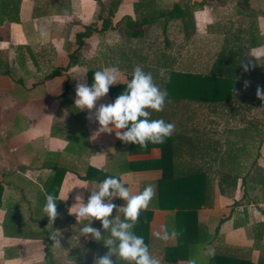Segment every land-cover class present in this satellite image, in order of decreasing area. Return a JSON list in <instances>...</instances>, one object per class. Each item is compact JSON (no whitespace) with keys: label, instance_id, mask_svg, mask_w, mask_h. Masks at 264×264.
Wrapping results in <instances>:
<instances>
[{"label":"crops","instance_id":"0c3cea01","mask_svg":"<svg viewBox=\"0 0 264 264\" xmlns=\"http://www.w3.org/2000/svg\"><path fill=\"white\" fill-rule=\"evenodd\" d=\"M17 4L18 22L0 12V264H75L67 259L68 250L92 240L80 234L88 221L77 223L69 214L76 196L87 203L99 180L107 177L122 179L133 193L148 185L157 191L162 174L156 165L162 154L159 146L141 150L122 142L115 132L94 137L98 122L94 116L89 119L87 109L74 106L76 85L87 83V69L119 67L118 85L129 81L136 66L147 67L165 89L161 69L167 76L171 71L205 74L224 47L242 49L247 61L251 50L264 51V44H254L253 39L264 36V0ZM41 29L47 31L46 39ZM85 30L80 43L77 35ZM245 87L239 96L252 92ZM245 98L230 104L167 98L164 111L152 113L151 119L175 124L176 168L182 173L204 172L210 202L197 211L195 226L202 233L193 234L191 245L178 250V237L165 242L154 235L162 226L178 232L174 210L153 208L152 201L149 250L162 264H188L190 259L212 264L214 255L253 264L264 260V201L256 182L259 175L264 180V139L254 156V124L243 117L246 109L235 107L250 106L255 99ZM110 103L108 93L97 101V108ZM240 146L243 155L236 152ZM222 177H227V184L219 185ZM52 178L48 191L45 184ZM49 194L57 198L59 213L53 225L42 211ZM111 202L118 207L125 203L118 197ZM119 215L122 219L123 213ZM92 226L103 233L100 221ZM56 230L61 235L59 248L49 239ZM108 251L103 247L102 254ZM96 258L93 253L91 264Z\"/></svg>","mask_w":264,"mask_h":264},{"label":"clouds","instance_id":"9594fccd","mask_svg":"<svg viewBox=\"0 0 264 264\" xmlns=\"http://www.w3.org/2000/svg\"><path fill=\"white\" fill-rule=\"evenodd\" d=\"M261 35H264V31ZM40 36L46 39L47 31L41 29ZM251 53V57L255 60L264 57V51L253 49ZM247 70L245 65V71ZM159 75L170 79L165 69H161ZM93 81L91 85L77 83L74 106L79 111L87 109L90 113L89 119L94 116L98 122L100 127L94 137L101 133L115 132V136L122 142L147 149L149 143L162 144L166 138L173 135L174 123H167L163 119H151L153 112L164 111L168 97L167 90L162 89L155 82L151 72H145L142 66H136L126 90L113 103L100 104L98 108L97 101L108 95L110 87L122 83L121 70L119 67H111L96 71ZM257 96L264 100V90L258 88ZM80 187L87 188L86 185ZM155 196L154 185L146 186L142 192L133 193L125 186L122 179L115 177H107L100 182L98 190L91 191L87 203L84 202L82 196H76V203L69 208V214L76 216L77 223L81 220L88 221V224L80 229L81 236L102 242L109 249L105 255L95 259V264H114L113 256L117 258V261L122 260L126 264H162L160 258L150 253L144 238L137 236L133 231L139 222L141 212L149 209ZM117 197L125 202L122 206L118 207L111 202ZM114 209L116 216L113 218ZM42 211L49 218V224L53 225L59 216L57 198L51 194L47 195ZM119 213H123V220ZM94 220L102 223L103 233H109L107 237L100 229L92 226ZM154 235L167 242L177 238L179 233L175 229L169 232L167 226H162L161 230ZM60 237L58 230L50 234L49 239L53 242L54 248L61 247ZM188 264H196V261L190 259Z\"/></svg>","mask_w":264,"mask_h":264},{"label":"trees","instance_id":"16d2710c","mask_svg":"<svg viewBox=\"0 0 264 264\" xmlns=\"http://www.w3.org/2000/svg\"><path fill=\"white\" fill-rule=\"evenodd\" d=\"M2 1V2H1ZM0 12L8 14L7 20L10 22H18V4L19 0H1ZM15 3V4H14ZM13 12V13H12ZM0 20V24H1ZM87 35V30L78 33L79 41ZM254 44H264V36L253 35ZM81 43V41H80ZM251 42L249 43V45ZM252 45V44H251ZM73 55L70 53L69 57ZM243 50L234 47H224L218 53L211 70L205 74L193 73L188 71H171L168 75L170 79L166 80L165 89L168 92V99L179 100L189 99L194 101L230 104L232 101H244L245 96H239V92L248 85L249 91L254 89L264 90V62L249 55L247 61H243ZM245 65L248 70L245 71ZM145 72H151L147 67H143ZM96 71H102L101 67L87 69V83L91 85ZM132 79V73L129 81ZM259 82V83H258ZM128 83V82H127ZM127 83L118 84L110 87V95L113 102L125 90ZM240 90V91H239ZM253 91V90H252ZM254 92V91H253ZM244 93H242L243 95ZM257 93L253 95V99ZM252 98V97H250ZM258 100H261L258 98ZM255 132L256 126L254 125ZM139 146V145H138ZM150 146H159L161 149V157L157 160L156 165L161 168L162 174L157 181L156 196L153 200L152 207L159 209L174 210V218L178 227V250L191 245L189 238L193 234L202 233L199 226H195L197 221V211L202 206L210 205L208 197V179L202 171H191L182 173L176 168L173 160L175 154V144L172 136L166 138L162 144H148ZM241 148V149H240ZM142 149L141 150H147ZM245 150L244 147H238L236 152ZM245 152V151H244ZM132 169V165L129 166ZM96 173L101 171L90 169ZM50 183L45 184L46 190L49 191ZM55 181V180H54ZM101 182V179L99 180ZM60 182V181H59ZM227 177L220 179L219 185L227 184ZM256 182L260 189V198L264 201V180L262 176H256ZM152 217V209L141 212L139 222L133 229L137 236L144 238L145 243L149 246L148 224ZM124 217L122 216V220ZM196 227V228H195ZM197 229V230H196ZM102 242L91 240L87 245H73L67 253V259L74 261L75 264H91L92 255L96 257L103 256ZM114 264H126L124 261H117L116 257H112ZM212 264H253L249 261L235 259L232 257L214 255L211 257ZM255 264H264V260Z\"/></svg>","mask_w":264,"mask_h":264},{"label":"rangeland","instance_id":"374dc122","mask_svg":"<svg viewBox=\"0 0 264 264\" xmlns=\"http://www.w3.org/2000/svg\"><path fill=\"white\" fill-rule=\"evenodd\" d=\"M252 90L254 92L253 91L251 93L249 92L248 93L249 96L248 95H244V96L249 97V98L253 97V95L255 93H257V91H255L254 89H252ZM254 98H255L254 101H249L250 106H247L244 103H237L235 105V107H236V109H238V111H239V109H246L244 111L243 117L252 121L253 122L252 124H254L256 126V132L254 133L255 144L253 146V154H254V156L257 157L259 154V144L264 139V100H258L256 95ZM235 107L233 105L232 109H234ZM243 152L244 151L241 150V152H239L238 154L243 155ZM260 173H262V172H260Z\"/></svg>","mask_w":264,"mask_h":264}]
</instances>
